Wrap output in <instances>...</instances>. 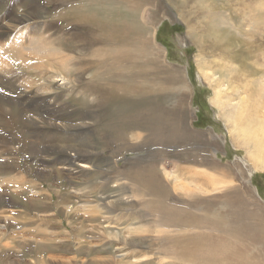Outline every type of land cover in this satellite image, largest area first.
<instances>
[{"label":"rangeland","instance_id":"374dc122","mask_svg":"<svg viewBox=\"0 0 264 264\" xmlns=\"http://www.w3.org/2000/svg\"><path fill=\"white\" fill-rule=\"evenodd\" d=\"M263 17L264 0H0V44L8 47L5 58L16 66V70L21 71L19 73L22 76L25 75L29 80L35 79V84L33 81L19 84L18 91L14 88L13 77L4 78L0 82V264H162L158 260L160 240L150 223L151 216L145 208L136 205L139 200L135 195L137 181L139 178H147L152 171L154 175L157 170L160 177L170 178L168 181L173 185L172 176L168 172L176 170L174 174L183 172L182 176L186 177L188 172L191 175V169L199 170L193 160L195 155L198 157V153L212 165L226 167L228 171L217 169L214 176L229 180L232 186L229 190L230 200L223 196V192L214 197L211 191L198 195V200H206L212 205L206 209L213 208L209 212L220 210L219 215H222L225 214L224 211L231 210L234 213L232 217L239 222L238 227L244 226L246 230L239 234L238 247L246 249V252H242L249 254L251 258L253 255L264 256V230L253 228H261L260 223L263 221L259 218H264V169L255 168L244 148L234 140L220 106L214 102V88L206 77L213 72L214 78L221 75V79H226V73H223L225 71L219 67V64H224L223 54L219 53V46L215 47L212 43L219 37L223 44H235L236 39L241 49L243 46L242 51L253 45L256 47L254 54L258 53L255 58L262 61L257 43L264 40ZM10 19L15 20L18 28L26 26V35H31L35 40L31 32L33 25H36L38 35L49 43L46 46H59L64 51L65 55H61L63 65L59 61L55 66L68 77L66 80L60 79V76L55 78L52 94H43L51 105L56 101L53 111L55 118L52 117L49 121L41 108L35 112L41 118H36L38 122L34 125L26 121L28 115L22 112L23 106L29 107L28 101L37 99V96H31L32 93H43V88L36 84L40 83V78L31 65L24 67L16 61L15 53L20 54L21 49L18 48L19 39L15 40L16 30L7 24ZM85 19L91 20L92 26ZM94 21L102 22V25L109 22L112 27H118L115 36L118 46L133 50L128 63H134V67L129 75L135 81V86L145 92L143 98L148 96L146 99L149 101L154 95L157 112L162 113L170 122H166L167 127L170 124L178 127V138L169 136L163 141L151 140V137L146 136L145 123L141 124L142 128L137 127L138 130L130 132L123 124L128 117L122 110L123 107L126 110V104L118 100L111 101L105 93L101 94V87L107 89L111 86L104 79L112 71L125 70L114 69L115 64L121 61L115 59L111 63L109 60L114 58L106 54L108 48H113L105 37L108 29L98 28V25L95 28ZM189 26L191 31L187 28ZM253 26L262 33L253 34L250 40L245 36V29L253 30ZM154 28V39L160 50L157 45L150 43L151 48L148 42L144 43L151 37ZM95 32L99 38L103 37L101 42L90 36L91 33L95 36ZM27 37H24V44L28 41ZM224 38H231L233 41H226ZM247 41L249 45L246 44ZM30 45L33 46L28 42L25 47ZM94 50L99 52L95 54ZM24 52L29 53L34 60L41 58L43 61L46 58L43 54L40 57L39 52ZM102 55L108 58L100 63L98 58L100 61L105 59ZM202 58L218 66L208 67L200 62ZM243 59L250 67H258L254 63V57L246 55ZM14 63L23 67L19 68ZM141 63L146 64V67L137 68ZM171 70L182 73L184 79L178 74L181 87L177 84L172 86L168 84L169 81L167 84L162 83L164 79H168L166 75ZM0 74L4 75L3 72ZM113 78L120 81L117 80L120 79L118 76ZM162 86L166 88L161 91L159 88ZM235 94H230V98ZM53 96L55 98L52 100ZM129 97L134 101V114L143 116L144 113L136 114V110L141 104L146 106L148 101L145 104L140 103L141 100L137 102L139 97L134 91ZM225 100L227 96L222 99ZM232 106L229 108L227 104L225 109L233 113ZM117 108L124 116L122 121L114 118L118 113ZM132 109L128 110L129 114L133 113ZM147 117L145 113L144 120ZM47 122H52L53 126ZM114 129L120 133L115 138L111 135ZM48 130L56 136V148L53 155L46 158L51 161L53 169L46 180L42 175L39 177L38 173L46 165L42 162L46 153L42 145L39 147L35 142L36 135L42 136L46 131L50 133ZM22 139L26 144H23ZM63 153L65 158H75L72 159L75 161L74 165H64V160L61 159ZM77 155L85 158L76 159ZM81 163H87L89 167L82 170L79 167ZM153 164L158 166L153 168ZM197 180L206 179L198 176ZM33 181H36L35 186ZM21 182L25 183L24 187L20 186ZM47 189L51 197L44 201L50 203V208L48 212H44L43 198L41 197L40 203L42 206L37 205L36 198H39V194H45ZM104 196L107 197L102 200ZM179 198L175 195L170 197V201L179 202ZM108 201L112 202L111 213L106 214L109 218L105 220L101 217L104 210L101 204L109 203ZM253 209H259L262 213L256 214V217L251 213ZM8 213L13 217H6ZM213 218L218 219L215 216ZM218 242L227 244L222 238ZM227 250L230 253L232 247ZM143 257L145 259L137 260ZM260 264H264V260Z\"/></svg>","mask_w":264,"mask_h":264},{"label":"bare ground","instance_id":"6f19581e","mask_svg":"<svg viewBox=\"0 0 264 264\" xmlns=\"http://www.w3.org/2000/svg\"><path fill=\"white\" fill-rule=\"evenodd\" d=\"M259 5H261V4H259ZM245 17H246V15H245ZM263 19H264V17H263ZM85 20L87 21V19H85ZM14 22H15V20L10 19L7 22V24L16 30L15 40L17 38L20 41V42L18 41V43H19L18 48H19V50L21 49L20 50L21 52L18 51V52H20V54L15 53L16 61L19 63H22L24 67L27 65H31V67L34 69V72L36 74H38L39 78H40V81H39L40 83H36V84L39 87L43 88V93H39V91H38L39 94H37L35 92L32 93L31 96H37V99H35V100L28 99V100H30V101H28L29 107H25V106L22 107L21 106L23 114L26 113L28 115L26 121L30 122L29 124L34 125L35 123L38 122V121L36 122V118H41L38 116V114H37L38 112L35 113L36 111H39L40 108L43 109L45 111L44 113L47 114V116H46L47 120L48 119L50 120V118L54 117L55 112H53V111H55L54 108L56 106V104L54 102H56V101H53V105H51V103L49 101H48L49 103L46 101V98L43 96V94H45L46 96H49L52 94V91L54 90L53 82H54L55 78H58V76H60V79H62V80L67 79L68 76L66 74H64L62 71H60L59 69H57V67H56L57 66L56 63L59 61H60L59 64L63 65L64 60L62 61L61 55H65V54H63L64 51L62 49L58 48L59 46L58 47L46 46V45H49V43L48 42L46 43L45 39L41 38V36L38 35L39 31L37 30L36 25H33V28H32L33 31L31 32V34L36 38L37 41L35 39H33L31 37V35H26V31H25L26 26H23V27L20 26L21 28H18V26L16 27ZM87 22H88V24H90L92 26L91 20L87 21ZM263 22H264V20H263ZM94 23H95L94 25H96L95 28H97V25H98V28L102 27V28H105L106 30L108 29L107 30V36H105V37H107V40L111 42L110 45L113 48H111V47L108 48L107 53H106V51H105V53L108 56H110L111 58H114V59L109 60V61H111V63H114L116 61L115 59H118V61H121V62H117L115 64L114 69L119 70L120 68H122L123 70H125L124 72L112 71L109 74V76L106 79H104V82L111 84V86L108 87L107 89H105L104 87H101V94L105 93L107 95V97L109 98V100L114 101V102L118 100L121 103L123 102L126 104L125 105L126 110L124 109V107L122 105H119V106L123 107L122 108L123 113L128 115V117H126L124 119V123H123L124 126L129 128L128 130L130 132H132L133 130H138L137 127L142 128L143 125H141V124L145 123L146 126L144 129L147 131V135L145 134L146 131L144 132V134L146 136H148L147 138L151 137V140L157 139V140L163 141L162 139L165 140V139L169 138V136H172V138L174 136H176V138H178L179 137L177 135L178 127L176 125H171V124L169 127H167L166 122H169V121L166 120V118L164 117V115L162 113L157 112L158 111L156 109L157 108L156 107L157 101L154 99V95H153V97L150 95L151 96V98L149 99L150 104H148L149 101L146 99V98H148V96L146 98L144 97L146 100L142 101L144 99L142 97V95L145 92L143 93V91L140 88H137L135 86V81L133 80L132 76L129 75L131 73L132 68L134 67V63H128V61L132 58V51L133 50L118 46V44H117L118 41H115V39H116L115 36L117 35L118 27L115 26V28H116L115 29L114 27L111 26V24L109 22L108 23L104 22L103 25L101 24L102 22L100 23V22L94 21ZM259 26H260V24H259ZM190 27L191 26H189L187 28L190 29V31H191ZM241 27L243 28V26H241ZM250 27H252V26H250ZM253 27H254L253 30H251L252 28L245 29L246 30L245 36L248 37L250 40H252L253 34H255L257 32L262 33L260 30L256 31L259 28H256L255 26H253ZM153 31L154 32H153V34H151V37L147 38L146 41H144V43L147 44V42H148V44H149L148 46H150V43H152L153 46L157 45V49L160 50L158 44L155 42V39H154L156 28H154ZM262 35H260V36H262ZM90 36L94 39H97V41H99V42H101L103 40V37H102V39L99 38L98 35H96V32H95L96 37L93 35V33H91ZM24 37H27V40H28L27 43L29 42V43H32V45H33V43L35 42V44L32 47H31V45L29 47H25L27 43L24 44V41H25ZM61 37L63 38V36H61ZM212 37L215 38V36H212ZM0 38H1V34H0ZM224 39L226 41L232 40L231 38H224ZM215 40H213L214 42H212L213 45L215 47L219 46V49H218L219 53L223 54L222 59L224 60V64H219V67H220V70L223 69V71H225V72H223V71L222 72L226 73V79L225 80L221 79L220 78L221 75H219V74H218L219 75L218 78H214L213 77L214 73L208 72L210 74L206 77H207V80L209 79V82H211L212 87L214 88V90L212 89L213 93H214V102L220 106L219 107L220 111H222V114L225 117V119L228 123V126L230 127L231 135L233 136L234 140L244 148L245 153L247 154V157L250 160V162H252V164L255 168L264 169V94H263V92H264V63H263L264 62V46H263L264 40L261 43H257V44H259L257 51L259 52V55L261 56L262 61H257V59L255 57H257L258 53L254 54V53H256V47H254L253 45L250 46L248 41H247L248 43H246V44L249 46L245 47V49H246V50L244 49L245 51H242L243 46L241 49L240 44L238 43V41H236V39H235V44H233V42H231L230 44H226V43H228V42H226L225 43L226 45L223 44V40L220 37L218 39H215ZM59 41H58V43H59ZM1 45L2 44H0V72H3L4 75L0 74V82H3L4 78H8L10 76L13 77L14 79H12V82H14V88L17 91L20 90L19 86L23 83H26V82L31 83L33 81L32 83L35 84V79L29 80L25 75L22 76V74L19 73L21 71L16 70L14 68L15 65L13 66L12 63L5 58L6 57L5 53H8V50L6 48H8V47H5L6 45L5 46H3V45L1 46ZM123 45H125V44H123ZM201 46H202V44H201ZM47 47H49L48 50H47ZM87 48L91 49L92 47H87ZM199 48H201V47H199ZM25 50L26 51L28 50L29 52H32L33 54L35 52H39V56L41 54H43L46 58L43 59V61H41V58L34 60L33 57L29 53L24 52ZM201 50H203V49H201ZM94 51H95V54H97V52H99L98 50H94ZM149 52H150V50H149ZM103 53L104 52H102V54ZM151 53H152V50H151ZM26 54L29 57H26L27 56ZM246 55H248V57H254L255 62H254V60H252V61L256 65H258V67H250L248 64H246L245 60L243 59V56L245 57ZM151 56H152V54H151ZM68 57H71V56L69 55ZM106 58H108V57H106ZM106 58L104 60H101V61L98 58V61L100 63H103L106 61ZM154 58H156V57H154ZM158 58H160V57H158ZM161 58H162V56H161ZM66 59L68 60L67 57H66ZM66 59H65V61L67 62ZM199 59H197V60H199ZM202 59L203 60L200 62L205 63L208 67L213 66V68H215L214 66H218L217 64H213L211 62L206 61L204 58H202ZM149 60H152V58H150ZM95 61H97V60H95ZM69 62H70V60H69ZM91 63H94V62H91ZM152 63L154 64V62H152ZM237 63H239L240 65ZM14 64H16V63H14ZM68 64L69 63H67V65ZM117 64H119V65H117ZM107 65H108V63H107ZM23 66L21 65L20 67L22 68ZM157 66H158V64H157ZM201 66H203V65H201ZM239 66H240V68H239ZM66 67L69 68L68 66H66ZM135 67H137V65ZM143 67H146V64L142 65V63H141V65H139L137 68L141 69ZM70 68H72V67H70ZM62 69L64 70L63 66H62ZM212 70H214V69H212ZM70 72L73 73V71H70ZM214 72H215V70H214ZM76 73H79V72H76ZM167 73H168V75H166V76L169 80L164 79L162 81V83L167 84V81H169L170 83H168V84H171L172 86H175L176 84L179 85L178 74H180V73L172 72V70L168 71ZM180 75H182V73ZM215 75H217V74H215ZM97 76H102V75L97 74ZM117 76L120 77V79H117L120 81H116L114 78L112 79V77L117 78ZM70 77H72V75ZM20 78H21V80H20ZM182 78L184 79L183 75H182ZM219 79H221V80L219 81ZM257 80H260V81H257ZM18 81L20 83H17ZM224 81H226V82H224ZM71 82H72V80H71ZM101 84L103 85L104 83H101ZM108 84H107V86H109ZM165 86H164V88H166ZM179 86L181 87V85H179ZM179 86H178V88H179ZM162 88H163V86L160 87L159 89H161V91H162ZM133 91H134V94H137V96L139 97V99L136 100L137 102L141 100L140 103L142 102L145 104L148 101V103H146L147 104L146 106L143 107V104H141V105H139L138 110H136V114H138V115H141L142 113H144V115L141 117L136 116L134 114L135 112H133L135 110L132 109V105L134 104V101H132V99H130L129 95L132 94ZM233 91L234 92L236 91V94L234 93L235 96L230 98V96H229L230 94H231V96L234 95ZM226 96H227V100L222 101V99L225 98ZM228 96H229V98H228ZM54 98L55 97L53 96L52 100ZM105 100H106V98H105ZM231 103H233V104H231ZM227 104L229 105V108H230V105H233L231 107L233 109V113L230 112L229 110L225 109V106ZM100 105H101V103H100ZM114 105H115V103H114ZM129 109H132L133 113L131 114V112H130V114L133 115V117H131V115L128 113ZM112 111H113V109H112ZM118 111L119 110L117 108V112ZM119 112L116 115H114V116H116L114 118L115 119L117 118L118 121H122L124 116L121 115ZM145 113H147V115H148L146 120H144ZM57 118H59V116H57ZM19 119H21V118H19ZM15 120L18 121V119H15ZM13 122L15 123V121H13ZM47 124L50 126H53L52 122H47ZM125 127H122V128H125ZM110 128H112V127L110 126ZM49 132L50 133H48L47 131L44 132L42 136L36 135L37 140L35 142V145H38L39 147L42 145V149H44L43 151H44V153H46L44 156V159L42 160V162L45 163L46 165L43 168V170H40L41 172L40 171L38 172L39 177H40V175H42V177L45 178L46 180H48L47 177L49 175H51L50 172H51V170H53L51 167V161H49V159H46V158H49V155H51V154L53 155L52 152L56 148V145L54 143L56 141L55 140L56 136L51 131H49ZM111 133H112L111 135L113 137L114 136L116 137V135L118 136L120 134L117 129H114V131L112 130ZM137 135H138V133H137ZM22 141L24 144L25 140L22 139ZM43 151H42V153H43ZM193 153H195V151ZM204 153H203V155H204ZM64 154L65 153H63L61 156L62 157L61 159L64 160V161H62V162H64V165L66 167H71L72 165H74L75 161H73L72 159H75V158H72V159L65 158ZM78 157L85 158L81 155H77L76 159ZM198 157H200V158H198ZM198 157H196V155H195V157H193V160L197 164V167L199 168V170H196V168H195L196 171H193V169L190 168L192 170L191 175L189 172L187 174L186 171H184L187 174L186 177L182 176L183 172H182V174H179V173L174 174V171H176V170H174L172 172H168V175L172 176L171 179L173 181V185H171L169 183L170 181H168L170 178L166 179L164 176L160 177L157 170H156V173H154V175L156 174L155 176L153 175V171H152V173L147 178L146 177L143 179L139 178L137 181L138 188H135L137 190V191L135 190V193H136L135 195H137L139 200L137 201L136 205H140L143 208H145L146 209L145 211H147L148 214L151 216V219H150L151 222L150 223H152V226L155 229L154 231H156V234H155L156 237H158L160 240V245H159V249H158L160 251V252L158 251L159 262L160 263L163 262L162 264H170V262H173V264H260L264 260V256L253 255L252 256L253 258H251V256H249V254L247 255V253L242 252V250H245V252H246V249H241L238 247V243L240 241L239 234L241 232L242 233L246 232V230H245V227L241 226L240 224L239 225L241 227L240 228L238 227L237 224L239 222L232 217V216H234V213L230 210L232 213L230 211L229 212L224 211L225 214L219 215L220 210L211 212L213 210V208H209V210H211L209 212V210H206V209L212 205L210 203H207L206 200H198L200 194H207L210 191L214 193L213 194L214 197L216 196L215 194H217L219 192H223V196L227 200H230L229 198H230L231 192H229V190L232 188L229 180L226 181L224 178H217L216 176H214L217 169L226 170L227 169L226 167L224 168V167H221V165L218 166L217 164L212 165L210 162H208L207 159L203 158L200 155V153H198ZM192 161H189V162H192ZM87 165H88L87 163H81L79 165V167H81L82 170H85V169H87L86 167H89ZM210 165H212V166H210ZM156 166H158V164L157 165L153 164L152 167L156 168ZM113 167H114V165H113ZM161 168L163 169L164 172H166L165 168H163L162 166H161ZM144 171L146 172V170H144ZM226 171H228V170H226ZM136 174L137 173H135V177H136ZM142 175H144V174H142ZM198 176H202L206 180L199 181V180H197ZM35 182L33 181L34 186H35ZM24 185H25V183H22L20 186L24 187ZM172 188H175V189H172ZM176 188H178V189H176ZM48 189H47V192L45 194H39L38 195L39 198L38 197L36 198V202H37L38 206H42L40 204L42 202L41 197L43 198V201L45 198L49 199V197H51V193L49 195ZM178 190H181V192H179ZM15 193L17 194V192H15ZM175 195H178V197L181 198V201H179V202L170 201V197L175 196ZM106 197L107 196H104L102 198V200H105ZM125 199H127V198H125ZM219 202L223 203L222 201H219ZM34 203H35V200H34ZM42 203H43L42 208H43L44 212H48L49 208H50L49 207L50 203L49 202L47 203L46 201H44ZM110 204H112L111 201L109 203L105 202V203L101 204L102 209H104V210H102L103 213L101 214L102 215L101 217L104 218L105 220L109 218V216H106V214L109 215V213H111ZM201 204H204V205L201 206ZM223 204L225 205V203H223ZM242 207H243V205H242ZM143 208H142V210H143ZM219 208H220V206H219ZM235 208H233V209L235 210ZM252 211L253 212H251V211L250 212L253 213L254 216H256V214L260 215V212H261L259 209H256V210L253 209ZM234 212L236 213V211H234ZM237 212H239V210ZM201 213H203V215ZM227 213L229 214V216ZM209 215H210V217H209ZM143 216H144V214H143ZM213 216H215L218 219L217 220L214 219ZM6 217L10 218L13 216L10 215V213H8V215H6ZM256 217H258V216H256ZM236 218L238 219L239 217H236ZM39 219H40V217H39ZM259 219H260V221H263L262 223H260L262 225V226L260 225L261 228L255 227V226H253V228L259 229V231H261V230H264V218L262 216H260ZM260 221H258V222H260ZM143 228H145V227H143ZM144 230H147V229H144ZM220 238L224 239L227 242V244L224 242H218V240H220ZM215 240H216V242H215ZM230 246L232 247V250L229 253V250H227V248L229 249ZM242 253H244V254H242ZM142 256L146 257L145 254H142ZM165 258H167L168 260H165ZM259 258H262V259H259ZM134 259H136V257ZM143 259H145V258L143 257V258H141V259L139 258L137 260H143Z\"/></svg>","mask_w":264,"mask_h":264}]
</instances>
